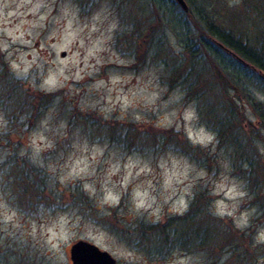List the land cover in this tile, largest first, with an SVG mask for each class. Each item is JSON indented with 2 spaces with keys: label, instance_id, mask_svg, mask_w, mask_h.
I'll return each mask as SVG.
<instances>
[{
  "label": "rangeland",
  "instance_id": "rangeland-1",
  "mask_svg": "<svg viewBox=\"0 0 264 264\" xmlns=\"http://www.w3.org/2000/svg\"><path fill=\"white\" fill-rule=\"evenodd\" d=\"M185 1L187 9L154 1L173 22L157 21L163 42L141 59L142 48L135 52L128 41L152 10L150 0H0V264H71L69 246L78 238L107 249L118 264H240L230 243L242 251L247 241L254 264L264 262L263 178L255 171L253 188L245 161L237 165L234 148L219 144L200 116L198 90L187 93L170 73L202 15L264 45V7ZM217 45V60L248 82L240 92L263 108L264 72ZM216 84L205 94L216 103L212 120L226 114L222 90L235 93L228 82ZM235 103L243 127L232 137L254 143L261 164L264 137L252 135L259 118L249 102ZM196 190L209 193L222 229L231 224L244 233L224 231L233 242L217 241L212 251L173 248L160 258L123 237L139 221L180 213Z\"/></svg>",
  "mask_w": 264,
  "mask_h": 264
},
{
  "label": "trees",
  "instance_id": "trees-1",
  "mask_svg": "<svg viewBox=\"0 0 264 264\" xmlns=\"http://www.w3.org/2000/svg\"><path fill=\"white\" fill-rule=\"evenodd\" d=\"M154 1L155 0H150V3H153L154 5L148 16L145 18V20H148L146 22L145 20L143 22L138 21V24L135 26L136 29L131 30L134 34L129 39L130 41H128L130 45L135 46V52L142 48L143 55L141 59H144V55L147 54L149 49L157 51L160 44L163 42V38L160 36L161 33L155 35L157 34L156 31L159 29L157 24L160 20L167 18L169 22L172 21V17H170V15H172L171 11L168 9L165 10V8L163 11L160 10L159 7H157V3ZM256 1L261 2L264 7V0ZM189 10L190 7L187 11ZM195 26L197 37L194 40L188 39L183 42L182 49L187 54L186 56H181L178 61L176 60L173 67L170 68V73L179 77L182 82L186 83L187 93H190L193 90H198L197 94L199 95L200 100L197 103V110L200 116H203L206 124L215 131V136L219 144L228 143V145H231L234 148L231 154L234 156L233 158H236V164L238 165L245 161L244 163L247 164L245 176L249 181H254L253 188H256L258 186L255 185L253 174L255 171H258L264 182V162L259 164L257 161V159H259V152L257 153L254 143H251L253 145L249 143L250 145L248 148L246 146L247 141H243V143L235 142V138L239 136L232 137L233 133L231 132L235 130L239 131L240 127L242 128L243 126L240 119L237 116H234L231 108L236 107V97L250 103L252 109L259 118L258 126H253L254 130L252 135L254 136L255 134L256 137L261 139L264 136L259 133V129H264V107L259 109L260 106L258 102V104H256L257 106L254 105L256 101H253L254 103L252 102L251 99L253 96L249 91L243 94L240 92L242 87H245L246 84L248 86V82L240 79V77H242L239 75L240 72H238L239 74L232 73L229 69H226L227 65L224 66L219 60H217L216 57L218 55L216 56L215 54L216 57L213 55L217 50H215L211 44H218V47L230 52L234 59L247 63L251 67L262 72H264V45L260 42L256 44L247 37H243L235 33L233 30L225 28V26L213 19L211 15L210 17L202 15V22H198V25L195 22ZM154 35L156 40L153 41L152 38ZM200 54H202V61L200 60ZM203 60L207 62H203ZM170 79L173 80V76H170ZM219 81L228 82V86L235 90V93L228 94L226 89L222 90V94L225 95L224 99L227 104V111L222 118L217 119L216 116L214 120H212V113L217 114L215 111L216 103L209 105L205 100V94H207L206 91L209 89H214L216 85L220 86L216 84ZM45 94L48 95L46 98H51L54 95L53 92ZM187 95V98H190L189 94ZM43 96L44 95L40 96V102L45 103ZM33 98L34 96H32V99ZM35 108L33 104L30 112L31 115L37 113ZM115 122H117V120H115ZM249 123L251 124V122ZM131 125L132 123H129L124 131L126 132L129 130ZM250 129L251 128H249V130ZM110 136H112V138H117L118 141H123L122 138L124 140L132 141V137L129 136L127 139V135L123 137L122 135L118 136L110 134ZM251 138L253 141V137ZM250 152L253 153V156ZM210 198L209 193H206L204 190H196L189 201L188 206L180 213L169 214L162 221H139L135 224L133 227L134 229L131 232L135 236H132L130 233L128 237L123 234V237L132 247L143 250L150 258L153 254L158 258L163 257L165 254L171 252L173 248L190 249L194 246L212 251L215 248L214 244L217 241L229 240L225 243L229 244V242L232 241V239L229 238L231 232H228L227 234L225 232L224 234V231L231 230L234 231L232 232L233 234H243L244 232L234 229L231 224H226L222 229L220 224L216 222L219 218H216L212 213V210L209 208L208 203ZM118 232H120V230ZM246 235L249 236L250 233H247ZM248 242L249 241H247L245 245L244 242L241 244L244 245L242 251H239L238 248L236 249V247L230 243V248L234 249V253H232L231 256H235V259L240 258L238 259L242 260L240 261V264H254L251 251L246 247ZM262 252L264 254V249ZM262 264H264V262Z\"/></svg>",
  "mask_w": 264,
  "mask_h": 264
},
{
  "label": "water",
  "instance_id": "water-1",
  "mask_svg": "<svg viewBox=\"0 0 264 264\" xmlns=\"http://www.w3.org/2000/svg\"><path fill=\"white\" fill-rule=\"evenodd\" d=\"M184 9L188 5L185 0H176ZM64 50L62 51V54ZM71 264H118L116 258L105 248L93 241L78 238L69 246Z\"/></svg>",
  "mask_w": 264,
  "mask_h": 264
}]
</instances>
